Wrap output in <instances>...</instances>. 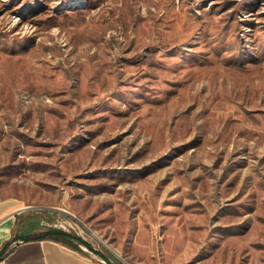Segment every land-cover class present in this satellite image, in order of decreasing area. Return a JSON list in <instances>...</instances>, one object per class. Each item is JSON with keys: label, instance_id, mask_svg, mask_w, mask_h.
Instances as JSON below:
<instances>
[{"label": "rangeland", "instance_id": "1", "mask_svg": "<svg viewBox=\"0 0 264 264\" xmlns=\"http://www.w3.org/2000/svg\"><path fill=\"white\" fill-rule=\"evenodd\" d=\"M0 199L100 264H264V0H0Z\"/></svg>", "mask_w": 264, "mask_h": 264}, {"label": "crops", "instance_id": "2", "mask_svg": "<svg viewBox=\"0 0 264 264\" xmlns=\"http://www.w3.org/2000/svg\"><path fill=\"white\" fill-rule=\"evenodd\" d=\"M22 211L11 199H0V248L8 243L0 264H100L59 242L25 239L22 228L16 232L17 218ZM14 235L17 238L11 240Z\"/></svg>", "mask_w": 264, "mask_h": 264}, {"label": "trees", "instance_id": "3", "mask_svg": "<svg viewBox=\"0 0 264 264\" xmlns=\"http://www.w3.org/2000/svg\"><path fill=\"white\" fill-rule=\"evenodd\" d=\"M38 220L29 219L25 224H23L22 228V236L25 239H50L56 242L61 243L62 245L73 249L79 253H81V246L91 247L86 240H84L79 235L75 234L72 231L64 230L62 228L48 226L44 230L38 231L35 234L28 233V228L32 225V228H36L38 225ZM17 236L14 235L11 237V240L16 239ZM8 243L4 244L0 248V258L7 252ZM105 264H112L111 262L105 260Z\"/></svg>", "mask_w": 264, "mask_h": 264}, {"label": "built area", "instance_id": "4", "mask_svg": "<svg viewBox=\"0 0 264 264\" xmlns=\"http://www.w3.org/2000/svg\"><path fill=\"white\" fill-rule=\"evenodd\" d=\"M100 262H101V263H105V261H104L103 259H100Z\"/></svg>", "mask_w": 264, "mask_h": 264}, {"label": "water", "instance_id": "5", "mask_svg": "<svg viewBox=\"0 0 264 264\" xmlns=\"http://www.w3.org/2000/svg\"><path fill=\"white\" fill-rule=\"evenodd\" d=\"M23 208H21V210H22Z\"/></svg>", "mask_w": 264, "mask_h": 264}]
</instances>
